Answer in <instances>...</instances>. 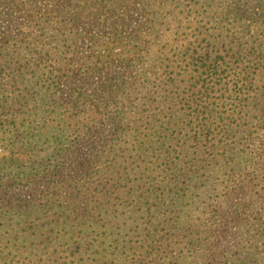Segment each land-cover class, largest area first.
Returning a JSON list of instances; mask_svg holds the SVG:
<instances>
[{"label":"trees","instance_id":"obj_1","mask_svg":"<svg viewBox=\"0 0 264 264\" xmlns=\"http://www.w3.org/2000/svg\"><path fill=\"white\" fill-rule=\"evenodd\" d=\"M121 4L0 0L10 13H29L15 31L0 29V264H239L228 253L264 237V90L255 84L264 72V0L232 1L222 13L234 21L210 32L191 34L188 20L189 41L164 80L155 67L162 49L138 56L145 30L118 34L129 10ZM190 6L197 16L222 4ZM157 8L166 5H143ZM162 26L150 23L149 33ZM101 28L125 57L103 50ZM236 69L242 95L254 90L227 108L225 79ZM42 143L46 155L36 153ZM23 180L42 187L21 195L14 186ZM240 180L238 191L258 188L256 213L228 199L222 213L227 185ZM221 187L210 202L194 201Z\"/></svg>","mask_w":264,"mask_h":264},{"label":"rangeland","instance_id":"obj_2","mask_svg":"<svg viewBox=\"0 0 264 264\" xmlns=\"http://www.w3.org/2000/svg\"><path fill=\"white\" fill-rule=\"evenodd\" d=\"M193 0H121V2H124V4H121V6H126L129 7L128 14L121 15V19L118 21V25L121 26L122 28H119L118 34L120 35L121 32H123L124 36H134L136 33V28L137 26L141 27L142 29L145 30L146 35H148L144 41V43L141 46L142 52L138 54L140 58L145 61L147 59V56L151 54V57H154L155 53L158 52L159 49H162L161 54L158 52L157 57H161L158 62H156V66L158 70L156 71V75L159 77V80H164L165 75L163 72L164 66L167 65L168 62L174 63L176 61V57L173 56L174 54L177 53L178 50H180V47L182 48V45H185L188 43L189 40H186V35H190V30H187L185 26L186 22L192 21L191 22V34L195 30V27H198L199 32L200 30L204 32H210L212 30L213 25H219L222 26V22L224 19L227 18L228 22H233L234 19L231 17V15L228 13L223 14L222 11L225 10H230L231 7L229 8V5L234 1V3L237 0H220L222 7H207L203 8L201 12L204 10L203 14H197V8L190 6ZM160 2H163V5H166V8L164 10H160L159 8L154 9L150 12L144 11L143 10V5L145 4H160ZM248 5V4H247ZM249 6H255V5H249ZM249 6L245 7L246 11L249 10H255L254 8H249ZM256 7V6H255ZM225 9V10H224ZM28 12L24 11V13H10L8 9H4V6H0V29H4L5 32H10V31H15L18 29V26H20L23 22L25 24V21L28 19ZM253 14L252 16H254ZM263 19V17H262ZM264 22V21H263ZM150 23H161L163 26L159 30V32L155 31L153 34L150 32ZM215 23V24H214ZM228 28H232V26H228ZM157 29V28H156ZM101 41L102 43L105 44L103 47V50H106V48L113 47V53L116 55H121L122 58L124 56L123 50L125 48L123 47V43H114V38H113V33L111 32L110 28H101ZM216 31V28H214ZM221 33L224 35L226 34H231L232 31H227L226 29H221ZM161 33L162 36L161 38H156V36ZM2 34H0L1 36ZM158 37V36H157ZM140 44V43H139ZM138 44V45H139ZM122 45V46H121ZM183 49V48H182ZM168 61H167V60ZM127 60V59H126ZM165 60V61H164ZM130 63L129 60V67L132 70L135 69L137 64L133 60ZM172 64V65H174ZM43 67H46L50 69V62L47 63H42ZM46 68H44L43 73L46 72ZM131 70V71H132ZM242 70V69H241ZM238 72L240 73V69H236V71L232 72L230 76L225 79L228 88L230 89L229 92L224 93L222 96L224 99L227 101L225 103L226 107L229 108L230 104L229 101H234L237 96L239 97L240 95L243 94L244 88L242 90L240 77H238ZM257 86L261 87V90H264V72H262L261 77L256 79ZM68 91V86L63 85V90L62 91ZM244 95L241 96V99L244 101L242 103H248V98L251 97V92L254 90H251V88L247 87L245 89ZM224 89H222L223 93ZM219 93L216 94H211L212 98H216V102L219 101L218 97ZM221 94V93H220ZM36 106V105H34ZM34 106H28L27 110L33 109ZM55 117V116H54ZM250 129L253 130L255 127H252L253 124L256 126H260V120L254 119L251 122ZM3 124H0V126ZM47 125H53V123H47ZM7 143L3 139V132L0 131V160H2L3 157L6 155V150H7ZM49 144H43L41 145V148L36 151L38 155H46L49 153L50 149L48 148ZM18 147V146H17ZM22 152V151H20ZM21 158L26 159L27 156H21ZM245 181V180H244ZM243 180L240 181H233L231 182L228 186V197L225 198V206L224 204L222 205L223 211L222 213L225 214L227 213L228 210L230 209L229 206L227 205H232L233 206H238L240 209H249L251 212L256 213L257 203L258 200L255 197V191L258 188H251L248 192L246 189L238 191L239 189L237 187L239 186H244ZM42 183H39V185L33 186L26 184L25 180H23V183H16L14 186V189L17 188L18 191L17 193L19 194H29L30 192H34L36 189L41 188ZM224 187V186H223ZM223 187L220 188L219 191L212 192L208 194L207 196H200L197 195L194 198V201H198L199 203H203L204 201L206 203L210 202L211 196H215V194L218 192V194L222 193ZM236 192H232V190H235ZM253 189V190H252ZM230 200L228 204L226 205V200ZM242 202H245V206L240 205ZM253 217V216H252ZM234 222L231 223V225H237L236 220H233ZM252 224L255 223L251 222ZM264 237L260 239L259 243H255L252 245H247L245 248V251L243 253H238L236 256H231V252L228 253V256L226 259L229 258V260H235L241 263L243 261V264H264ZM201 253L200 250L196 251L193 256L199 255ZM244 254V255H243ZM196 264H207V261L204 259H195ZM239 263V264H240ZM192 264V263H188Z\"/></svg>","mask_w":264,"mask_h":264}]
</instances>
